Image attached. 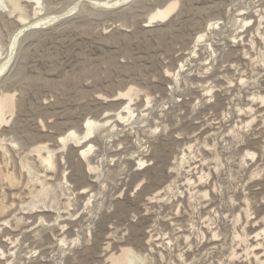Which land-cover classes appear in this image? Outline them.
Returning <instances> with one entry per match:
<instances>
[{"label":"rangeland","instance_id":"374dc122","mask_svg":"<svg viewBox=\"0 0 264 264\" xmlns=\"http://www.w3.org/2000/svg\"><path fill=\"white\" fill-rule=\"evenodd\" d=\"M7 1L0 264H264V0Z\"/></svg>","mask_w":264,"mask_h":264},{"label":"bare ground","instance_id":"6f19581e","mask_svg":"<svg viewBox=\"0 0 264 264\" xmlns=\"http://www.w3.org/2000/svg\"><path fill=\"white\" fill-rule=\"evenodd\" d=\"M10 2H11V4L13 5V7L14 8H17L18 6H17V4L14 2V1H12V0H9ZM35 1V3L37 2V3H39L41 0H34ZM128 0H116V2H113L112 3V5H110V3L108 2V1H99L98 3L99 4H97V5H100V6H103V7H113V6H118L120 3H124V2H127ZM7 7H10V5L8 4V1L7 0H0V10L1 9H5V8H7ZM12 7V6H11ZM76 7L74 6L73 7V9H75ZM73 9H71V10H73ZM169 11H171V10H169ZM168 11V12H169ZM71 12V11H70ZM69 13V12H68ZM157 15H159V16H162V17H166L168 14H166L165 12H162L161 10H159V12L157 13ZM56 17H59V16H56ZM54 18V17H53ZM51 20H55V18L54 19H51ZM49 22V19H42L40 22H38L36 25H41V24H44V23H46V22ZM26 29V27H24L22 30H20L19 32H18V34L13 38V40L11 41V43L8 45V55H7V59H6V61L4 62V64L2 65L1 64V67H0V72H3V71H5L8 67H9V65L11 64L10 62H11V60L13 59V55H14V53H15V51L17 50V46H18V44H19V40H20V34L24 31ZM2 48H1V46H0V59H2V57H1V55H2ZM11 104H10V101L9 100H7V99H4V98H0V126H1V124L3 123V122H5V120H4V118H3V116H4V111L6 110V108H8V107H11L10 106ZM128 107V106H127ZM126 107V108H127ZM125 110V109H124ZM95 125V122L94 121H92V120H89L88 121V123H86L85 124V126H84V135L82 136V137H80L82 140H88V138H90L91 136H92V131L94 130V128H93V126ZM95 127V126H94ZM70 137H73V138H75V137H79V136H77L76 135V133L74 132V133H70V135L68 136H63V137H61V142L63 143V145H64V147H65V145L68 143V141H69V138ZM81 139H78V138H76V141L78 142V143H81L80 142V140ZM86 140V141H87ZM85 153V150H82V154H84ZM42 154V153H41ZM41 160H42V162L43 163H50L51 161H50V159L48 158V157H46L45 156V158L44 157H42L41 156ZM41 162V163H42ZM45 191V187L39 192V193H43ZM40 194H38V196H39ZM37 197V196H36ZM38 198V197H37ZM43 201V200H42ZM35 205V204H34ZM34 209V208H33Z\"/></svg>","mask_w":264,"mask_h":264}]
</instances>
